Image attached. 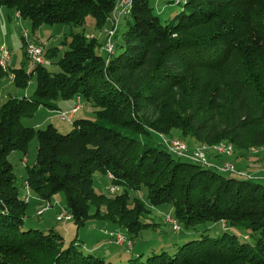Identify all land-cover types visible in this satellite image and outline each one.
<instances>
[{
	"label": "trees",
	"instance_id": "obj_1",
	"mask_svg": "<svg viewBox=\"0 0 264 264\" xmlns=\"http://www.w3.org/2000/svg\"><path fill=\"white\" fill-rule=\"evenodd\" d=\"M118 2L0 0V10L19 13L33 31L44 25L83 27L90 18L102 33ZM158 2L132 0L106 59L96 52L100 44L94 34L72 32L62 42L67 49L57 62L60 73L30 60V72L0 66V82L12 75L14 86L25 90L36 81L33 97H10L0 105V264H264V162L253 175L231 160L214 163L211 156L229 159L264 150V0H177L182 11L168 22L154 13ZM23 48L26 56L25 42ZM58 51L44 49L48 63ZM78 97L92 104L95 118L74 120L67 135L52 124L45 129L22 124L40 107L58 109L57 102ZM174 131L190 149L225 143L234 153L227 157L211 150L214 166H205L143 139ZM33 139L36 162L27 167L24 181L32 199L53 209L52 198L63 193L77 229L90 221L112 226L108 240L119 247L109 255L85 254L75 241L68 247L54 229L26 228L32 199L21 198L9 156L19 152L25 158ZM225 162L238 173L215 167ZM97 173L110 180L109 195L95 190ZM143 192L145 200L131 196ZM164 205L172 207L174 215L168 216L180 230L213 223L224 233L210 237L204 231L202 239L175 253L136 252L134 240L155 226L142 217ZM229 229L244 233V240ZM112 234L125 236L131 249Z\"/></svg>",
	"mask_w": 264,
	"mask_h": 264
},
{
	"label": "rangeland",
	"instance_id": "obj_2",
	"mask_svg": "<svg viewBox=\"0 0 264 264\" xmlns=\"http://www.w3.org/2000/svg\"><path fill=\"white\" fill-rule=\"evenodd\" d=\"M169 1L170 2L175 1V2L168 4L167 2ZM158 3H159L158 7L157 6L155 7L154 13L160 17L162 22L171 21V19H173L179 12L182 11V6H179L177 4V0H159ZM163 7L166 9V11L164 12L161 11ZM121 12L119 13L117 17V21L121 19L120 24H118L117 22V27L118 29L123 30V23L127 17L125 16L122 17ZM25 26L29 33L30 40L38 41L40 45L46 51L51 50L52 48H58L60 50L57 52L56 56H54L53 58H51V60H49V63L46 66L48 71L53 74L61 72V68L57 64V62L63 56L64 51L67 49V47H64L62 45V42H63L64 37L69 35L72 32L73 33L83 32L85 36L88 38L89 37L93 38L94 35L96 36L98 35L97 39H98L100 46L96 47V52L100 56H102L104 59H106L108 56L107 53L103 50V47H104L103 45L105 44L102 43V39L99 37V34L101 32L95 28V25L93 24V21L90 18L88 19L87 23L83 27H73L70 25H53V26L44 25L41 29L33 31L28 22L25 23ZM21 36H22V31L21 32L18 31V34L14 33L15 40L12 43H15V44L11 48V53L14 59L16 57L21 59V61L23 62L24 68H26V71H28L29 69L28 67L34 66V65L29 61V59L23 57V42H22ZM1 47L3 49L4 44ZM1 47H0V50H1L0 55L2 54ZM118 54L119 52L116 50L115 56H117ZM11 66H12V63H11ZM20 66H17L15 69H19ZM2 82L3 83L0 85V105L4 103L3 102L4 97H6L7 95H8L7 97H16L15 94L17 92L20 93L18 97H23L24 94H27L28 96V93L32 97L34 95L35 88H36L35 79L31 80L29 86L25 90L16 88L14 84L9 80V77L4 78ZM80 107L83 109L81 110L80 113L76 115L74 120L84 119V118L86 119L95 118L96 109L92 106V104L88 103L87 101H83V102L81 101ZM72 110H70V112ZM43 119H44L43 115L38 116L36 114L32 118H24L22 120V124L25 127L34 128V125L38 124L39 121ZM73 121L60 122L59 120L54 119L53 124L55 125V128L59 131V133L63 135H67L71 133L74 129ZM46 127L47 126H43V129H45ZM36 129H39V128H36ZM179 138H180L179 132L174 131L172 133V136H169V137H165V136L160 137L159 135L152 134L150 136L144 137L143 139H145L149 144L156 146L163 150L164 146L162 144V141L164 142L165 139H168V140L175 139L179 141L180 140ZM180 142L184 143V145L188 147V145L184 141L180 140ZM37 147H38V140L33 139L29 144L28 153L25 158H23V155L19 152L11 153L9 156V160L15 167V174L17 177V187L19 188V193H20L21 198H25L27 196L26 195L27 192L24 186V181L26 177L27 167H32L35 165L36 156H37ZM205 149H206V146H200V147L193 148V149L189 148V150L193 152L200 151L203 153L205 152ZM211 150L216 153L215 147H212V148L208 147L207 156H209V152ZM254 150L256 151V149ZM254 150L252 151L254 152ZM227 157H230V156H227ZM240 158L245 160L244 157H240ZM24 160L28 161V163L23 162ZM207 160L209 161V157ZM226 163H229V162H226ZM227 177L237 178L235 175L227 176ZM253 183H256V182L254 181ZM94 188L98 193L109 195L110 194L109 189H111V182L106 176H103L100 173H97L94 178ZM135 195L140 196L142 200L146 199L145 192L141 193L140 195L131 193V196L133 198ZM52 204L54 205L53 207L54 210H59V207L65 210L66 209L65 195L63 193L55 195L52 198ZM33 212L34 210H32V206H30L27 210V215L25 219L26 228H30V227L38 228V229L40 228L41 230L54 229L56 232L60 233L64 237V242L66 246L69 247L71 243L75 241L76 244L78 245L77 249L80 251H83L85 254H89L87 247L97 248L99 247L101 243L97 240V234L102 230V227H104L106 224H102L101 222H96V221H90L86 224V226L77 229L73 219L67 222L58 223L53 218L49 222H46L45 226L43 227L44 221L46 220L47 215L46 214L45 216L39 215L41 217H37L33 214ZM168 215L173 217L174 213H173L172 207L170 205H164V206L153 208L150 214L142 217L141 221L144 224L146 223L154 224L155 226H152L149 229L144 230L142 234L134 240V247H135L136 252L145 253L144 256L151 255L152 252H155V251L157 252L166 251L169 253H175L178 250V247L183 246L185 243L202 239L201 234L204 231H207V234L210 235V237H218L222 233H224V229L223 227H221V225L213 224V223L202 224L197 228L196 231L185 230L181 228L180 231L174 232L172 230V226L170 225V223L166 222V218ZM111 227L112 226H110V229ZM227 232L230 234L239 235L242 241L245 238L244 233L240 231L229 229L227 230ZM250 242L253 243V240H251ZM113 249L116 250V247H113V248L111 247L110 249H107L106 252H104V254L97 252L96 255H99V254L100 256L109 255L108 253H110ZM123 251L124 249H120L117 252H123Z\"/></svg>",
	"mask_w": 264,
	"mask_h": 264
},
{
	"label": "crops",
	"instance_id": "obj_3",
	"mask_svg": "<svg viewBox=\"0 0 264 264\" xmlns=\"http://www.w3.org/2000/svg\"><path fill=\"white\" fill-rule=\"evenodd\" d=\"M161 11L164 12V11H166V9L163 7L161 9ZM16 14L17 13L14 10H12V9L2 8L0 10V47L3 44H6L9 47L10 52H11L12 46L15 44V43H12L15 40L14 33L18 34V31H20V32L22 31L21 38H22L23 47H24L23 33H24L25 30H27V28L25 26L26 22L23 21L22 19L21 20L17 19ZM111 27H112L111 23L108 22V26L104 29V31L101 34H99V37L102 40H103V38L105 40V33H104L105 30H108ZM96 37H98V35ZM34 42L40 44L38 41H34ZM1 49H2V47H1ZM0 53H1V50H0ZM23 57L27 58L25 56V49L24 48H23ZM11 63H12V66H11ZM17 66L24 67L23 62L18 57H16L14 59L13 55L11 53V59H10V62L8 64V70L11 71L12 69H15ZM28 68H29L28 72H30L33 69V66H29ZM25 70H26V68H25ZM9 80L13 83L12 75L9 76ZM2 83L3 82L1 81L0 85ZM19 95H20V93L17 92L15 94L16 97H14V98H23V97L31 98L32 97V96L29 95V93H28V96H27V94H24L23 97H18ZM7 96L4 97V101L3 102H5L8 98H10V97H7ZM76 104H77V100L74 99V100H69V101L57 102L55 104V106L58 109H48L46 107H40V109L37 112V115L38 116L39 115H43L44 119L40 120L38 124L34 125V128L42 129L43 126H48L50 124L54 125L53 124L54 119H57V120L60 121V119L58 118L59 113H61V112H66V113L70 112V110H72V108H74L76 106ZM82 109L83 108H81L77 113L74 114V116L72 117L71 121H73L75 119L76 115L78 113H80ZM38 113H40V114H38ZM60 122H62V121H60ZM211 156L214 159V163L218 164V163H221L224 160H231L232 162L235 163V165L237 166L238 169L247 171V172H249V173H251L253 175L256 174L259 171V169L261 168V166H262V164L264 162V150L262 152H260L259 154H257V155H253V154H250V153L236 154L235 156H233L232 158H229V159L225 158V157L217 159V158L214 157L213 154H211ZM238 156L244 157L245 160L241 159ZM23 162L28 163V161H25V160ZM30 206H32V210H34L33 214L35 216H37V217H41V216H38L37 213L39 212V210H41L43 208L42 207L43 203H41L37 199H32L31 202H30ZM58 212H59V210H54V209H50L49 211H46L42 215V216H45V214L47 215V218L44 221L43 227L45 226L46 222H49L53 218L55 219ZM55 221H56V219H55ZM102 224H104V223H102ZM109 231H114V230L110 229V225H105L104 227H102V230L97 234V240L99 242H101L99 247H97V248H89V247H87L88 251L89 252H96V253L97 252L98 253H104V252H106L107 249H110L111 247L112 248L113 247H119L115 243H113L110 240H108L109 236H108L107 232H109Z\"/></svg>",
	"mask_w": 264,
	"mask_h": 264
},
{
	"label": "built area",
	"instance_id": "obj_4",
	"mask_svg": "<svg viewBox=\"0 0 264 264\" xmlns=\"http://www.w3.org/2000/svg\"><path fill=\"white\" fill-rule=\"evenodd\" d=\"M126 4V0H122V4L120 6V11L124 8V5ZM119 12H114L113 16H112V20H111V24L112 27L110 29V32L106 35V43L103 47V49L106 51V53L109 54L111 53V47H113L114 42V36L116 33V28H117V17L119 15ZM17 19L21 20L20 15L16 16ZM23 40L25 42V47H30V54L26 55L27 59L31 56H38V65L35 66H40L43 64H40V57H44L45 55H41V45L30 40V36L27 30L24 31L23 33ZM4 51L6 52L8 59L9 56H11V52L9 47L4 44ZM77 100V104L76 106L73 108V112H68V113H59L58 118L60 119V121L63 122H69L71 121L72 117L74 116L75 113H77L80 110V98H76ZM164 145L169 146L171 148V150H173L175 152V156L177 157H191V158H196L197 160L201 161L202 164H209L208 160H202V153L199 152H187L186 150H184V143H179L177 141H167V142H162ZM226 155H232L228 152V150H225V154L224 155H220V156H226ZM218 169L220 170H233L236 171L234 165L232 163H226L222 164L221 166H216ZM262 171L264 172V168H262ZM25 190H30L29 189V185L27 186V188ZM114 190V189H112ZM32 199L31 196V192H30V200ZM29 200V202H30ZM28 202V203H29ZM45 207L47 208V204L45 205ZM49 209L47 208V211ZM57 217H65V222L70 221L71 220V215L64 209L61 210V212L57 215ZM166 221L170 224H172L173 229L175 231H179L180 230V226L178 225V222L176 220H174L173 218H171L170 216H167ZM113 235V234H112ZM116 237V242L120 245L123 244H127L128 248L131 249V242H129L127 240V238L123 235H113Z\"/></svg>",
	"mask_w": 264,
	"mask_h": 264
},
{
	"label": "bare ground",
	"instance_id": "obj_5",
	"mask_svg": "<svg viewBox=\"0 0 264 264\" xmlns=\"http://www.w3.org/2000/svg\"><path fill=\"white\" fill-rule=\"evenodd\" d=\"M121 4H122V0H119V2H118V12L120 11V6H121ZM131 4H132V0H126V4L124 5V8L120 11L121 13H122V15H128L129 14V10H130V6H131ZM17 15H19V13H17L16 14V16ZM113 50H114V44H113V47H111V53L110 54H112L113 53ZM26 53H27V55H29L30 54V47H26ZM41 55H45L44 54V49L41 47ZM10 56H9V59H8V56H7V54H6V52L3 50L2 51V54L0 55V66L3 68V69H6L7 68V64H8V62L10 61ZM31 62H33V63H35V64H38V56H31V57H29L28 58ZM40 64H43V65H48V62H47V60H46V57L44 56V57H40ZM43 65H41V66H43ZM81 102V101H80ZM71 112H73V110L71 111ZM64 113V112H63ZM175 139H172V140H168V139H165L164 140V142H167V141H174ZM175 141H177V142H179V143H182V142H180V140L178 141V140H175ZM165 147L167 148V150L169 151V152H171L172 154H174L175 155V152L173 151V150H171V148L169 147V146H166L165 145ZM215 147V151H216V153L217 154H219V155H224L225 154V150H228V152L230 153V154H233L234 153V148H233V146L232 145H228V144H225V143H222V144H218V145H216V146H214ZM184 150H186L187 152H193V151H191V150H189V148L186 146V145H184ZM207 151H208V147H206V149H205V152L203 153V152H200V151H196V152H199V153H202V160H207L208 159V156H207ZM256 151L254 150V153H255ZM226 156H232V155H226ZM180 158H182V159H187V160H189V161H191V162H196V163H200V164H202V162L201 161H199V160H197L196 158H191V157H180ZM208 163L209 164H203V165H213V164H211L210 163V161H208ZM214 166V165H213ZM216 167V166H215ZM217 168V167H216ZM262 168H264V165L262 166ZM218 169V168H217ZM219 171H221V172H223V173H230V174H237L238 173V171H233V170H220V169H218ZM244 177V176H243ZM27 186H28V183H25V187L27 188ZM111 191H114V190H111ZM26 192H27V196L24 198V201L26 202V203H28L29 202V200H30V190H26ZM51 207L52 206H50V205H47V208L50 210L51 209ZM47 208L44 206L41 210H39V212L37 213V215L39 216V215H43L46 211H47ZM56 220L58 221V222H65V217H56Z\"/></svg>",
	"mask_w": 264,
	"mask_h": 264
}]
</instances>
